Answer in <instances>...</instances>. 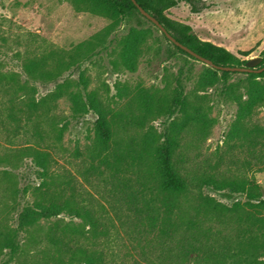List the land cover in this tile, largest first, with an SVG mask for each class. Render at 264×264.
<instances>
[{"label":"trees","instance_id":"1","mask_svg":"<svg viewBox=\"0 0 264 264\" xmlns=\"http://www.w3.org/2000/svg\"><path fill=\"white\" fill-rule=\"evenodd\" d=\"M134 1L176 41L213 65L245 66L247 60L244 58L248 52L240 51L235 55L222 46L201 40L188 24L169 18L166 12L176 7L178 0ZM185 1L192 13L208 8L205 4L196 8L193 0ZM72 3L76 9L109 18L112 27L118 23L128 24L135 17L159 31L140 14L132 0H72ZM106 34H98L90 41L78 44L66 54L69 62L60 61L53 71L46 68L42 58L23 64L24 81H19L18 74L12 73L6 82L0 75V94L6 97L5 103L0 102V116L5 113L13 127H18L20 121H25V125L29 122L35 139V145L21 150L18 157H3L0 161L13 167L16 162L29 157L40 177L39 185L22 190L23 195L29 191L31 201L17 212L16 225L2 235L1 247L13 256L20 250V233L33 240L35 228L41 221L66 215L81 219L82 224L79 227L69 223L62 225L56 220L47 228L45 250L52 259L58 264H120L107 251L112 243L109 238L111 223L97 216L93 200L82 188V183L89 185L90 178H94L107 187L115 215L122 217L118 227L128 237L130 245L123 262L134 254L137 258L131 264H264V217L261 216L264 200L252 175L264 171V123L256 120L258 111L264 109V71L240 73L206 66L200 83L207 86L222 84L236 105V114L213 161H194L181 154V143L185 142L186 149L187 146L197 148L200 140L206 137L210 122L204 112L189 105L179 84L169 98L153 100L146 92L138 91L134 110L126 114V122L121 126L125 140L114 139L110 112L91 92L70 90V83L64 81L56 84L48 95L35 97V88L27 84L29 79L55 80L62 67L78 69L84 55L96 42L102 43ZM160 34L167 43L166 52L170 57L179 54L197 61ZM145 41L146 32L134 28L120 40L118 57L124 68L135 69L136 58ZM259 57L261 61L254 70L264 66V49ZM79 74V85L85 91L87 80L81 72ZM233 74L246 76L243 93H234L228 84ZM61 98L69 102L74 118L88 111L96 115L93 139L85 149L86 153L78 148L74 150L75 158L84 155L82 181L66 168L56 170L54 142L60 145L66 125L49 131L51 135L42 130L43 125L54 121V116L50 115L51 103ZM157 115L172 117L162 140L150 129L142 135H129L131 130L139 134L148 119ZM0 123L3 125L4 121ZM189 186L196 192L192 201L197 204L184 212L181 201L187 198ZM203 188L243 195L248 210L242 211L239 202L226 207L203 194ZM226 212L235 217L233 235L228 237L222 236L221 228H217L224 225ZM203 224L207 226L203 227Z\"/></svg>","mask_w":264,"mask_h":264},{"label":"rangeland","instance_id":"2","mask_svg":"<svg viewBox=\"0 0 264 264\" xmlns=\"http://www.w3.org/2000/svg\"><path fill=\"white\" fill-rule=\"evenodd\" d=\"M178 1V5L170 8L166 15L188 24L201 40L222 46L235 55L240 51L248 52V56L244 58L246 60L259 57L264 49V0H193L196 8H200L202 4L208 6L199 13H192L185 0ZM111 23L109 18L76 9L72 0H0V75L8 82L10 74H18L19 81H24L23 64L42 58L46 68L53 71L60 61L69 62L66 54L78 44L86 43L98 34L107 33L102 43L96 42L91 51L84 55L78 69L72 66L62 67L55 80L29 79L27 84L35 88V97L48 95L56 84L64 81L70 83V90L91 92L110 112L114 139L125 140L126 136L120 132L121 126L126 122V114L134 110L138 91L146 92L153 100L169 98L172 90L179 84L189 105L204 112L210 122L207 135L200 140L197 148L187 146L186 149L185 142L182 141L181 154L194 161H213L236 114V105L225 93V88L220 83L212 86L201 84L206 65L179 54L170 57L166 52L167 43L160 32L150 25L135 17L128 24L118 23L112 27ZM131 28L146 32V43L136 58V67L132 71L124 68L118 57L119 42ZM80 72L87 80L85 91L79 85ZM228 84L234 93H243L246 76L233 74ZM5 100L6 97L0 94V102L5 103ZM51 104L50 115L54 116V121L43 125L42 130L51 135L49 131H56L66 125L60 145L54 142L53 156L58 162L56 170L66 168L78 181H82L80 174L83 171L84 155L75 158L74 150L78 148L86 153L85 149L93 139L96 115L88 111L74 118L70 104L64 98ZM1 120L4 124L0 123V158L14 159L21 150L35 145L34 130L29 122L25 125V121H20L18 127H13L5 118V113L1 114ZM171 120L172 117L167 115L150 117L139 134L131 130L129 135H142L150 129L157 139L162 140ZM256 120L264 123V109L258 111ZM15 164L12 167L0 161V241L7 230L15 227L16 214L21 206L31 201L29 191L23 195L22 190H29L40 183V177L29 157H24ZM252 175L264 200V171L253 172ZM90 183H82L84 193L93 200L97 216L111 223L109 238L112 243L107 251L113 254L118 263L131 264L137 256L132 254L125 262L122 261L126 258L124 256L130 245L127 243L128 237L118 227L122 217L115 215L116 210L108 198L107 187L94 178H90ZM188 189L187 198H182L181 201L184 212L197 204L192 201L196 192L190 186ZM201 192L226 207L239 202L242 211L248 210L243 195L210 188H203ZM261 216L264 217V213ZM56 220L62 225L69 223L79 227L82 224L81 219L66 215L41 221L35 228L37 230L33 240L27 239V234H19L20 250L15 255L11 256L9 250L0 245V264H58L46 252L44 240V232ZM200 220L204 219L200 217ZM234 221L235 217L226 212L224 225L217 227L221 228L222 236L233 235ZM206 226L203 224V227Z\"/></svg>","mask_w":264,"mask_h":264},{"label":"water","instance_id":"3","mask_svg":"<svg viewBox=\"0 0 264 264\" xmlns=\"http://www.w3.org/2000/svg\"><path fill=\"white\" fill-rule=\"evenodd\" d=\"M133 4L136 6V8L139 10L140 14L142 16H144L146 19H148L152 24H154L158 30L164 34V36L174 45H176L177 47H179L180 49H182L183 51H185L186 53H188L189 55H191L193 58H195L197 61L203 63L206 66H210L214 69L217 70H224V71H230V72H240V73H247V72H261L264 71V66L254 70L253 68H255L256 66L259 65L261 59L260 57H253L250 58L246 61L245 66L244 67H220V66H215L211 63L210 60H207L205 58L200 57L199 55H197L196 53H194L193 51H191L190 49H188L187 47L181 45L178 41H176L168 32H166V30L164 29V27L154 18L152 17L150 14H148L147 12H145L141 7H139L138 5H136L135 1L132 0Z\"/></svg>","mask_w":264,"mask_h":264},{"label":"crops","instance_id":"4","mask_svg":"<svg viewBox=\"0 0 264 264\" xmlns=\"http://www.w3.org/2000/svg\"><path fill=\"white\" fill-rule=\"evenodd\" d=\"M214 44V43H213Z\"/></svg>","mask_w":264,"mask_h":264}]
</instances>
